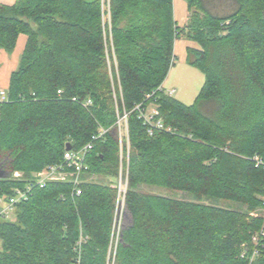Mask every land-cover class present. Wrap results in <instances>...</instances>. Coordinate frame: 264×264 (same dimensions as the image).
I'll return each instance as SVG.
<instances>
[{"label": "trees", "instance_id": "obj_1", "mask_svg": "<svg viewBox=\"0 0 264 264\" xmlns=\"http://www.w3.org/2000/svg\"><path fill=\"white\" fill-rule=\"evenodd\" d=\"M214 1L188 0L184 29L174 21L173 0L0 4V51L11 56L27 37L0 104V200L60 163L67 144L78 150L109 130L88 156L96 180L80 196L70 182L51 183L19 204L14 220L0 221V264H264V237L251 247L264 230V172L252 161L264 158V0H222L235 6L225 15L209 9ZM180 37L202 48L189 51V64L205 76L190 106L163 88ZM160 87L159 118L174 134L150 135L134 111ZM75 97L93 106L86 110ZM124 110L132 222L112 263L121 161L114 126ZM152 187L193 199L143 192ZM253 211L259 217L250 218Z\"/></svg>", "mask_w": 264, "mask_h": 264}, {"label": "built area", "instance_id": "obj_2", "mask_svg": "<svg viewBox=\"0 0 264 264\" xmlns=\"http://www.w3.org/2000/svg\"><path fill=\"white\" fill-rule=\"evenodd\" d=\"M105 1V0H104ZM109 2V0H107ZM163 92V88L160 87L157 91L147 94L144 101L135 105L134 111L137 112L139 119H141L145 126L148 128V133L152 135L154 131L165 132L168 134H174L175 129L165 126L162 119H160L159 110V99L158 94ZM174 90H171L168 95L172 96ZM59 95L62 91L58 92ZM8 101V96L6 91H0V104ZM74 103L79 104L84 109L89 110L93 103L90 99L86 101H81L78 98H73ZM118 115V120L114 126V131L120 142V171L116 182L117 189V201H116V212L114 217L113 229H115V224L117 217L122 209L126 205V195L128 191V181H129V162H130V143H129V126H128V113L124 110V113ZM109 130L101 128L99 133L93 136L92 141L88 143L81 149L70 151L65 150L62 160L60 163L50 165L43 169L42 171L34 174L30 179H28L24 186L17 188L11 197H6L0 200V221L7 220L12 221L14 218V212L19 204L27 202L32 196L36 189H45L49 184L56 182H70L73 186V196H80L82 194L81 186L84 183L92 182L96 180L95 176L89 174L90 167L87 163L88 156L94 150L97 141L104 139ZM123 147L126 148L125 154V166L123 165L124 151ZM252 161L256 168L261 169L264 172V158L255 155ZM120 213V214H121ZM264 218V206L260 214ZM259 217V214H256ZM113 233V231H112ZM119 235H121L119 233ZM121 237V236H120ZM264 237V230L260 232L258 236L253 239V245L255 248L259 246L261 239ZM120 240V239H119ZM84 241L81 239L75 250L80 251L82 243ZM257 251L250 259V263L253 262ZM244 256V254H243ZM242 256V257H243ZM79 264V261H78Z\"/></svg>", "mask_w": 264, "mask_h": 264}, {"label": "crops", "instance_id": "obj_3", "mask_svg": "<svg viewBox=\"0 0 264 264\" xmlns=\"http://www.w3.org/2000/svg\"><path fill=\"white\" fill-rule=\"evenodd\" d=\"M15 1L16 0H0V4L11 6L15 3ZM207 5L212 12L214 11L216 14L220 15L229 14L235 8L233 2H224L222 0H215L212 3H207ZM173 17L178 28L184 29L189 25L191 12L189 9L188 0H173ZM26 42L27 37L25 35H21L17 43L18 46L14 54H12L11 56L4 51H0V91L8 90L10 75L14 71H16L19 66L20 58ZM190 50L201 51L202 48L196 42L188 40L185 37L176 39L174 43V56L175 60L178 61V63L181 65L180 68L182 69L176 70L175 67L172 66L168 78L163 85V88L165 89L167 94L171 90L175 91V89L173 88H167V83L169 82L168 80L171 77H173L174 79H178V77L181 76V71H186V73L191 74L195 79L200 80L202 83L201 89L203 88L205 83V76L200 70L189 64L188 61ZM196 84L197 83L194 84L193 82H188V84L184 87L185 90L183 89L184 92L182 91V93L180 94L179 99L175 97L176 91L171 97L183 103L184 105H186L185 103L188 104L187 106L192 105L201 91L195 90L197 87Z\"/></svg>", "mask_w": 264, "mask_h": 264}, {"label": "rangeland", "instance_id": "obj_4", "mask_svg": "<svg viewBox=\"0 0 264 264\" xmlns=\"http://www.w3.org/2000/svg\"><path fill=\"white\" fill-rule=\"evenodd\" d=\"M103 7H105L104 3L108 2L107 0H101ZM214 12V11H213ZM215 13V12H214ZM229 22L226 23V25H228ZM18 44L16 45L17 48ZM5 52V51H4ZM173 66L175 67V69H182L180 68L181 65L178 63V61H174ZM1 68V66H0ZM168 87L167 88H173L176 91L175 97L176 98H180V94L182 93V91L184 92V87L185 85L188 84V82H193L194 84L197 83V87H196V91L201 90V81L198 79H195L191 74L186 73V71H181V76L178 77V79H174L173 77H171L169 80ZM184 89V90H183ZM170 91V90H169ZM186 102V101H184ZM186 105H188L187 103H185ZM144 193H149V194H156L159 196H163V197H168V198H173V199H177V200H183V201H191L193 198L191 195L184 193V192H179V191H172V190H167V189H162V188H156V187H152V188H148L143 190ZM209 204H214L215 206L218 207H223V208H236L239 210H245V207H239L236 206L234 203L226 201V200H210L208 201ZM121 213V211H120ZM118 215L117 220H116V224H115V229H113V233H112V241H111V246H110V253H109V259L110 262H114L116 259V254H117V250H118V246L120 244V240L122 237V232L124 230V228L129 225L132 222V217L130 215V213L128 212L127 209V204L125 205V207L122 209V213ZM256 214L257 211H253L252 213H250L249 217L250 218H256ZM12 220H14V218H12ZM119 233L121 235H119ZM121 236V237H120ZM253 241V239H252ZM254 246L253 242L251 244V247ZM255 247V246H254Z\"/></svg>", "mask_w": 264, "mask_h": 264}, {"label": "water", "instance_id": "obj_5", "mask_svg": "<svg viewBox=\"0 0 264 264\" xmlns=\"http://www.w3.org/2000/svg\"><path fill=\"white\" fill-rule=\"evenodd\" d=\"M71 149H72V146L70 144H67L65 150L70 151ZM2 177H3V175L0 174V178H2Z\"/></svg>", "mask_w": 264, "mask_h": 264}, {"label": "bare ground", "instance_id": "obj_6", "mask_svg": "<svg viewBox=\"0 0 264 264\" xmlns=\"http://www.w3.org/2000/svg\"><path fill=\"white\" fill-rule=\"evenodd\" d=\"M109 28V27H108ZM108 30V29H107ZM110 43V42H109ZM105 50V49H104Z\"/></svg>", "mask_w": 264, "mask_h": 264}]
</instances>
